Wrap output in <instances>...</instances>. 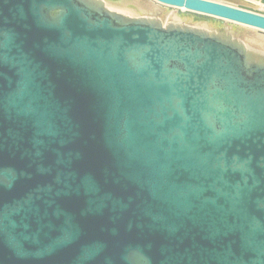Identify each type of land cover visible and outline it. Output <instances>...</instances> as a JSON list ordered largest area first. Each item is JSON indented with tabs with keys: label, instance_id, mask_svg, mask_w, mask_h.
<instances>
[{
	"label": "water",
	"instance_id": "obj_1",
	"mask_svg": "<svg viewBox=\"0 0 264 264\" xmlns=\"http://www.w3.org/2000/svg\"><path fill=\"white\" fill-rule=\"evenodd\" d=\"M191 19L0 0V264H264V50Z\"/></svg>",
	"mask_w": 264,
	"mask_h": 264
},
{
	"label": "bare ground",
	"instance_id": "obj_2",
	"mask_svg": "<svg viewBox=\"0 0 264 264\" xmlns=\"http://www.w3.org/2000/svg\"><path fill=\"white\" fill-rule=\"evenodd\" d=\"M197 3H188L186 0H125L124 2L118 3L120 8L129 14L132 15H141L146 18L160 20L162 23H173V24H185L189 21L188 17H185V14H172L168 13L166 6H172L179 9H185L191 12L202 13L211 17L220 18L226 21H231L244 25L247 28L246 31L250 36L248 40V49H257L264 50V36L256 35V29L259 32H264V0H197ZM213 5H220L223 7L232 8L238 12L230 13V17H226L219 12L218 10L203 8L197 5H205L211 7L207 3ZM112 5V4H111ZM260 7L259 9L254 7ZM109 7V6H108ZM118 7V6H117ZM166 11V12H165ZM241 15L242 17L238 16ZM224 16V17H223ZM244 17V19H243ZM235 18H240L243 20L239 22ZM190 23V22H189ZM228 26V24H227ZM251 47V48H250Z\"/></svg>",
	"mask_w": 264,
	"mask_h": 264
},
{
	"label": "rangeland",
	"instance_id": "obj_3",
	"mask_svg": "<svg viewBox=\"0 0 264 264\" xmlns=\"http://www.w3.org/2000/svg\"><path fill=\"white\" fill-rule=\"evenodd\" d=\"M103 1H105V0H103ZM125 0H118V3H122V2H124ZM106 2V1H105ZM118 3H116V4H114L113 3V5H111V4H108L107 6H109L108 8H110V9H115V11H119V12H122V13H124V14H126V15H129V16H138V15H132V14H129V13H126V12H124L121 8H120V6H119V4ZM120 3V4H121ZM105 4H107V3H105ZM118 6V7H117ZM164 7H166V8H168L167 10V12L168 13H174V14H185V17L187 18L188 17V19H189V21L188 22H186L185 24L186 25H189V26H193V27H198V28H203V29H206V30H210L208 27H205V26H203V24H201V23H198V22H195V21H192V19H191V17L192 16H198V17H200V18H206V19H209V20H213V21H215V22H220L221 24H228V26H234V27H241V28H247V27H245L244 25H241V24H239V23H235V22H231V21H226V20H223V19H220V18H215V17H211V16H208V15H205V14H202V13H197V12H191V11H188V10H185V9H179V8H176V7H172V6H166V5H164ZM252 7H254V6H252ZM254 8H257V9H259L260 7H254ZM112 9V10H113ZM166 12V11H165ZM188 14V15H187ZM190 22V23H189ZM163 24H165V23H163ZM166 24H168V23H166ZM252 30H255V32H256V35H259V36H264V32H259V31H257L256 29H252ZM249 38H250V36L248 35L247 36V38L245 39V45L246 46H248V40H249ZM244 43V42H243ZM249 47V46H248ZM251 48V47H250ZM254 50H255V48H254ZM258 51H260L259 49H257Z\"/></svg>",
	"mask_w": 264,
	"mask_h": 264
},
{
	"label": "flooded vegetation",
	"instance_id": "obj_4",
	"mask_svg": "<svg viewBox=\"0 0 264 264\" xmlns=\"http://www.w3.org/2000/svg\"><path fill=\"white\" fill-rule=\"evenodd\" d=\"M101 1H102L104 4L107 3V4H105V6H106L107 8H108V6H107L108 4H112V5H113V3H114V4L118 3V0H105L106 2L103 1V0H101ZM109 9H110V8H109ZM112 9H113V8H112ZM112 9H111V10H112ZM113 10H115V9H113Z\"/></svg>",
	"mask_w": 264,
	"mask_h": 264
}]
</instances>
